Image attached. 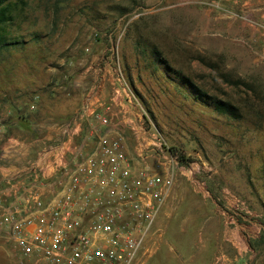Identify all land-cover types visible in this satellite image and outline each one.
<instances>
[{
  "label": "rangeland",
  "instance_id": "rangeland-1",
  "mask_svg": "<svg viewBox=\"0 0 264 264\" xmlns=\"http://www.w3.org/2000/svg\"><path fill=\"white\" fill-rule=\"evenodd\" d=\"M11 1L12 20L6 26L10 41L22 46L51 42L58 52L69 44L64 53L83 40L112 44L115 65L142 107L145 122L166 147L184 150L191 161L210 166L209 176H203L210 197L203 196L185 176H177L178 198L159 215L154 229L175 246L177 262L169 263L172 252L161 250L156 257L160 263L264 264L261 46L250 48L231 35L214 32L201 9L185 0L177 6L170 0ZM155 49L168 68L155 58ZM8 52L1 51L0 57L8 61ZM210 64L240 82H226ZM180 76L229 102L236 115L216 111ZM222 187L243 202L233 223L226 222L219 211L221 202L216 198Z\"/></svg>",
  "mask_w": 264,
  "mask_h": 264
},
{
  "label": "crops",
  "instance_id": "crops-1",
  "mask_svg": "<svg viewBox=\"0 0 264 264\" xmlns=\"http://www.w3.org/2000/svg\"><path fill=\"white\" fill-rule=\"evenodd\" d=\"M171 1L173 6L181 3ZM185 2L201 9L214 32L231 35L250 48L261 46L264 51V0ZM10 42L0 50L10 49L8 61L0 57V197L4 199L0 211L14 198L22 203L31 191L41 195L43 206L51 202L61 188L52 183L56 177L74 171L101 136L122 133L128 95L111 98L116 69L121 71L115 65L112 44L83 40L64 53L69 44L58 52L51 42L32 41L24 46ZM126 83L132 113L142 111ZM125 143L126 152L134 156V141L125 136ZM32 163L40 167L34 178L28 170ZM6 181L13 186L5 188ZM23 216L25 213L20 214ZM157 232L148 241L149 254L143 264H161L156 258L161 250H170L168 261L176 263L175 246ZM19 259L9 228L0 227V264H18Z\"/></svg>",
  "mask_w": 264,
  "mask_h": 264
},
{
  "label": "built area",
  "instance_id": "built-area-1",
  "mask_svg": "<svg viewBox=\"0 0 264 264\" xmlns=\"http://www.w3.org/2000/svg\"><path fill=\"white\" fill-rule=\"evenodd\" d=\"M116 70L111 98L128 94L122 133L101 136L74 171L56 177L52 183L61 188L47 205L31 191L22 203L14 198L0 211V227L10 230L18 264H143L157 218L178 198L177 176L210 197L203 177L211 171L208 163L166 147L143 109L132 113L126 80ZM125 136L134 141V156L126 152ZM28 170L34 178L40 167L32 163ZM12 186L5 182V188ZM216 199L226 222L233 223L243 202L226 187Z\"/></svg>",
  "mask_w": 264,
  "mask_h": 264
},
{
  "label": "trees",
  "instance_id": "trees-1",
  "mask_svg": "<svg viewBox=\"0 0 264 264\" xmlns=\"http://www.w3.org/2000/svg\"><path fill=\"white\" fill-rule=\"evenodd\" d=\"M13 7H14V3L11 0H0V50L3 49L4 47H7L11 43L9 38H8V34L6 32V26L12 20L11 12H12ZM152 52L155 55V58L162 65H164V67H166V68L169 67L168 62L162 58V56L160 55V53L156 49L152 50ZM210 65H211L210 67H212V69H214L216 72H218L220 77H222V79H224L226 82H230V83H239L240 82V80H238V82H236V80H231L230 76L227 73L219 71L218 66H216L214 64H210ZM180 78L184 83L189 85L198 95H200L201 97H204V98L208 99L210 102H212L216 111H218L220 113L230 114L232 116L236 115V112H235L236 108H234L229 102L224 101V100H219L216 97H212V96L208 95L201 88L197 87L186 76H180ZM171 150H173V149L171 148ZM182 160H183V158H182Z\"/></svg>",
  "mask_w": 264,
  "mask_h": 264
}]
</instances>
